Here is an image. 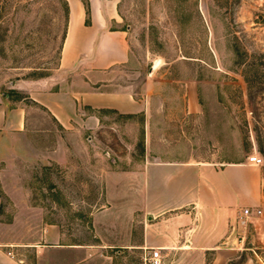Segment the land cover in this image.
<instances>
[{
  "label": "rangeland",
  "instance_id": "374dc122",
  "mask_svg": "<svg viewBox=\"0 0 264 264\" xmlns=\"http://www.w3.org/2000/svg\"><path fill=\"white\" fill-rule=\"evenodd\" d=\"M67 5L66 0H0V92L12 101L27 96L34 82L50 78L57 87L63 78L71 80L59 68ZM118 11L129 33L131 58L117 69L116 83L131 85L139 97L153 90L155 108L164 106L163 113L155 110L154 133L171 145L165 150L157 144L155 150L217 168L252 153L264 158V0H119ZM156 64L155 76L149 77ZM34 122L33 145L11 154L6 150L0 164V221L11 223L0 236L25 232L21 223L27 211L22 208L30 202L38 217L63 224L70 239L93 240L92 213L107 202L109 182L142 186L141 177L111 178L108 173L142 171L145 118L105 112L93 142L63 134L70 138L64 165L46 158L56 139L37 131L52 123L39 113ZM121 197L139 202L143 195ZM260 217L264 221V214ZM128 221L139 238L143 212ZM253 230L247 252L264 260V238ZM101 232L112 240L111 228ZM144 252L136 249L115 264H144ZM210 260L162 256V264Z\"/></svg>",
  "mask_w": 264,
  "mask_h": 264
},
{
  "label": "crops",
  "instance_id": "0c3cea01",
  "mask_svg": "<svg viewBox=\"0 0 264 264\" xmlns=\"http://www.w3.org/2000/svg\"><path fill=\"white\" fill-rule=\"evenodd\" d=\"M66 1L68 21L59 68L70 73L71 80L65 77L57 87L50 78L34 82L25 91L28 95L17 101L0 92V164L6 150L11 154L18 147L25 150L33 145L29 138L38 113L52 125L37 131L56 141L47 155L44 149L37 151L59 165L67 161L72 136L79 142L94 141L105 112L127 117L143 114L146 154L142 171L139 176L136 171L108 173L111 178L141 177L142 186L123 188L109 182L107 202L92 213L95 233L90 241L70 239L63 224L45 221L36 215L35 206L26 203L21 223L25 232L0 236V264H115L116 258L136 249H159L162 256L185 259L211 256L208 264H264L263 257L256 253V260L247 252L252 248L246 246L253 228L264 238V221L259 220L261 215L243 214L245 208L264 214L262 167L248 157L217 168L157 152L155 145L164 149L171 145L167 137L154 133L155 110L163 113L164 106L155 108L153 90L139 97L131 85L116 83L117 69L126 67L131 58L129 33L120 25L119 0H87L88 5L84 0ZM157 67H151L149 77L155 76ZM1 178L0 172V218ZM123 194H142L143 198L136 202V198L124 199ZM137 212L146 218L139 224V238L133 231L136 226L128 221ZM3 227L11 223L0 221ZM108 228L112 240L101 232Z\"/></svg>",
  "mask_w": 264,
  "mask_h": 264
},
{
  "label": "built area",
  "instance_id": "2783aa9c",
  "mask_svg": "<svg viewBox=\"0 0 264 264\" xmlns=\"http://www.w3.org/2000/svg\"><path fill=\"white\" fill-rule=\"evenodd\" d=\"M248 161L261 166L264 164V158L257 153H252L248 156ZM245 216L262 215V210H253L251 208H245L243 210ZM144 264H162V254L159 249H147L143 256Z\"/></svg>",
  "mask_w": 264,
  "mask_h": 264
},
{
  "label": "trees",
  "instance_id": "16d2710c",
  "mask_svg": "<svg viewBox=\"0 0 264 264\" xmlns=\"http://www.w3.org/2000/svg\"><path fill=\"white\" fill-rule=\"evenodd\" d=\"M84 1H85V4L88 5V3L86 2L87 0H84ZM87 12L89 13V8H87ZM87 22H89V19H87Z\"/></svg>",
  "mask_w": 264,
  "mask_h": 264
}]
</instances>
